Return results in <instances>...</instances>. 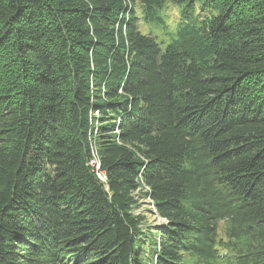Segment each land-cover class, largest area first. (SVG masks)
<instances>
[{
	"label": "trees",
	"instance_id": "obj_1",
	"mask_svg": "<svg viewBox=\"0 0 264 264\" xmlns=\"http://www.w3.org/2000/svg\"><path fill=\"white\" fill-rule=\"evenodd\" d=\"M0 264H264V0H0Z\"/></svg>",
	"mask_w": 264,
	"mask_h": 264
},
{
	"label": "rangeland",
	"instance_id": "obj_2",
	"mask_svg": "<svg viewBox=\"0 0 264 264\" xmlns=\"http://www.w3.org/2000/svg\"><path fill=\"white\" fill-rule=\"evenodd\" d=\"M169 15H170V13H169V10H168V11H166L165 16L168 17ZM173 16L175 17V15H173ZM140 31H141L142 34H153L154 33L155 35L160 36V33H159L160 32V29L157 28V27H155L154 26V23H148V24L145 23V22L144 23H141V25H140ZM138 210H139V212H145V213L147 212L148 213V212H150V211L153 210V205H152V203H150V201L143 200L141 202V207ZM148 219H149L150 224H152V225H154V224L158 225L162 221H164V220L158 219L157 220L158 222H157L150 215H148Z\"/></svg>",
	"mask_w": 264,
	"mask_h": 264
},
{
	"label": "built area",
	"instance_id": "obj_3",
	"mask_svg": "<svg viewBox=\"0 0 264 264\" xmlns=\"http://www.w3.org/2000/svg\"><path fill=\"white\" fill-rule=\"evenodd\" d=\"M91 165L94 167L95 169V173H96V176L99 180L105 182L106 181V176L105 174L101 171V168H100V163L96 160V161H93L91 162Z\"/></svg>",
	"mask_w": 264,
	"mask_h": 264
}]
</instances>
